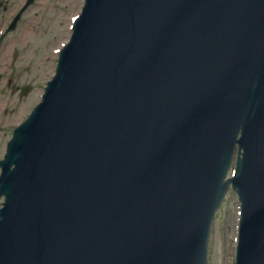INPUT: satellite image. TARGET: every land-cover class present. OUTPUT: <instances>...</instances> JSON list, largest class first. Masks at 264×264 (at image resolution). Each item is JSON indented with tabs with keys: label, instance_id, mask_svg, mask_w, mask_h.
<instances>
[{
	"label": "water",
	"instance_id": "obj_1",
	"mask_svg": "<svg viewBox=\"0 0 264 264\" xmlns=\"http://www.w3.org/2000/svg\"><path fill=\"white\" fill-rule=\"evenodd\" d=\"M85 1L0 161V264H205L229 183L264 264V0Z\"/></svg>",
	"mask_w": 264,
	"mask_h": 264
},
{
	"label": "rangeland",
	"instance_id": "obj_2",
	"mask_svg": "<svg viewBox=\"0 0 264 264\" xmlns=\"http://www.w3.org/2000/svg\"><path fill=\"white\" fill-rule=\"evenodd\" d=\"M81 6V0H58L55 4H46L45 7L29 11L19 30L12 34L14 41L9 50L10 56L0 63L3 78L0 81L3 83L0 84V159L5 153L12 127L27 117L40 101L46 82L54 74L57 52L71 33V18L78 15ZM27 31L28 35H25ZM15 48L18 53L14 58ZM15 87L22 91L29 87L20 101L19 91H12ZM238 214L239 204L231 192L211 227L208 264H233Z\"/></svg>",
	"mask_w": 264,
	"mask_h": 264
},
{
	"label": "flooded vegetation",
	"instance_id": "obj_3",
	"mask_svg": "<svg viewBox=\"0 0 264 264\" xmlns=\"http://www.w3.org/2000/svg\"><path fill=\"white\" fill-rule=\"evenodd\" d=\"M27 1L28 0H0V63L2 59L4 60L8 56H10L9 50L11 48V43L14 41V39L12 38V34L9 33L11 27L16 25L15 31L19 30L23 23L25 15H27L29 11H34L41 6L45 7L46 4H55L58 0H34L33 4L31 5H28ZM20 11H22V14ZM13 50H15L13 53V56L15 58L18 51L16 48ZM2 80L3 78H1L0 81ZM0 84L3 83L0 82ZM12 91L14 93L19 91L18 100H22L23 97H20L22 90H20L19 87L13 88Z\"/></svg>",
	"mask_w": 264,
	"mask_h": 264
},
{
	"label": "bare ground",
	"instance_id": "obj_4",
	"mask_svg": "<svg viewBox=\"0 0 264 264\" xmlns=\"http://www.w3.org/2000/svg\"><path fill=\"white\" fill-rule=\"evenodd\" d=\"M26 35V34H25Z\"/></svg>",
	"mask_w": 264,
	"mask_h": 264
}]
</instances>
